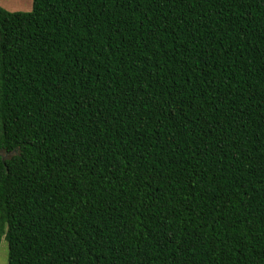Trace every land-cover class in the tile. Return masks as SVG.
I'll return each instance as SVG.
<instances>
[{"label":"trees","instance_id":"16d2710c","mask_svg":"<svg viewBox=\"0 0 264 264\" xmlns=\"http://www.w3.org/2000/svg\"><path fill=\"white\" fill-rule=\"evenodd\" d=\"M8 264H264V0L0 6Z\"/></svg>","mask_w":264,"mask_h":264},{"label":"rangeland","instance_id":"374dc122","mask_svg":"<svg viewBox=\"0 0 264 264\" xmlns=\"http://www.w3.org/2000/svg\"><path fill=\"white\" fill-rule=\"evenodd\" d=\"M0 5L11 11H29L33 0H0ZM9 244L5 233L0 235V264H8Z\"/></svg>","mask_w":264,"mask_h":264},{"label":"water","instance_id":"95a60500","mask_svg":"<svg viewBox=\"0 0 264 264\" xmlns=\"http://www.w3.org/2000/svg\"><path fill=\"white\" fill-rule=\"evenodd\" d=\"M4 150L0 148V154L3 156L4 155Z\"/></svg>","mask_w":264,"mask_h":264},{"label":"clouds","instance_id":"9594fccd","mask_svg":"<svg viewBox=\"0 0 264 264\" xmlns=\"http://www.w3.org/2000/svg\"><path fill=\"white\" fill-rule=\"evenodd\" d=\"M1 6V5H0ZM7 9V8H6ZM2 149V148H1ZM4 150V149H3ZM4 155L3 156H7L8 155V153L4 150Z\"/></svg>","mask_w":264,"mask_h":264}]
</instances>
